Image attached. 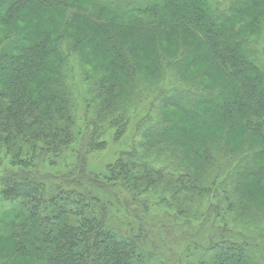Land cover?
Listing matches in <instances>:
<instances>
[{
  "label": "trees",
  "instance_id": "obj_1",
  "mask_svg": "<svg viewBox=\"0 0 264 264\" xmlns=\"http://www.w3.org/2000/svg\"><path fill=\"white\" fill-rule=\"evenodd\" d=\"M246 1L222 13L212 0H0V25L7 23L9 33L0 41V158L10 167L1 178L9 209L0 220V264H174L153 230L149 228L150 236L129 222L124 228L116 226L111 206L94 195L95 185L104 184L123 193L128 206L138 208L143 195L163 181V172L155 171L137 151L121 154L101 178L87 171L85 163L86 156L106 147L104 135L113 124L117 137L128 125L125 105L140 88V56L154 73L181 52L182 71L206 62L202 76L222 79L217 94L212 90L198 99H167L163 112L172 108L176 117L147 136L145 151L171 149L181 156L187 171L174 178L178 190L209 194L216 180L209 189L200 185L212 174L205 176L214 165L212 149L226 147L230 134H239L253 155L246 168L233 171L224 182L232 183L233 195L246 203L255 200L256 191H264V69L250 56L243 36V30L263 16V0ZM51 11L59 22L54 28L49 27ZM27 13H32L29 28L13 23ZM39 23L44 31H39ZM65 37L83 50L101 38L102 54L89 52L86 59L100 77L97 100L88 106H93L92 112H86L87 117L94 115L84 127L78 124L64 82L60 42ZM166 42L180 52L173 57L175 49L169 50ZM151 46L154 57L147 56ZM170 65L174 62L166 67ZM180 114L200 133L181 135V122L187 119ZM104 120L108 124H102ZM81 146L84 153L78 152ZM238 151L237 146L232 149ZM69 157L75 158L74 165L61 170L60 161L66 163ZM223 194L226 209H231L230 196L226 190ZM220 212L215 221L221 227L212 224L219 237L187 248L181 262L264 264V232L254 244L228 236ZM139 224L144 225L142 220ZM195 252L199 257L191 261Z\"/></svg>",
  "mask_w": 264,
  "mask_h": 264
},
{
  "label": "rangeland",
  "instance_id": "obj_2",
  "mask_svg": "<svg viewBox=\"0 0 264 264\" xmlns=\"http://www.w3.org/2000/svg\"><path fill=\"white\" fill-rule=\"evenodd\" d=\"M115 1L129 4L140 3L138 2L139 0H112L113 4ZM212 2L220 12L226 13L233 6L235 7L237 3L240 5L247 1L212 0ZM261 8L263 16L257 19L260 21L259 25H257L258 21L256 20L257 22L255 21L243 30V36L244 38L247 37L246 48L250 56L260 68L264 69V0ZM45 11L48 12L50 9L46 8ZM32 13L16 17L13 23L16 25L20 22L22 28H29L32 22ZM68 16L71 17V14L68 13ZM55 17L53 13V17L49 23V27L51 28H54L59 23ZM38 25L42 24L39 23ZM7 30V23H2L0 25V41L9 34ZM44 30L45 27L40 26L39 31ZM96 39L92 45L88 48L86 47L87 49L84 48V50L80 47L74 48V41L70 37H65L60 42V53L65 60L63 65V71L65 72L64 82L75 102L80 127H84L85 123L90 122L88 118L93 117L94 114L92 113L87 117L86 112H92L93 106L89 108L88 106L97 100L95 97V84L100 77V71L87 65L88 62L86 60L89 52L93 53L97 50V53L102 54L100 50L101 38ZM166 44L169 50L175 49L171 52L174 57L179 50L173 43L166 42ZM147 49L151 51V53H147V56L154 57V48L151 46L147 47ZM183 56L184 53L180 52V58H177V60L174 59L172 61V58L166 59L163 70L159 69L154 73L151 72L153 66L150 63L146 65L143 62L144 57H139L141 69L137 79V86L140 88L139 90L136 89L134 93L135 98L125 105L128 125H123L125 128L122 130V134L117 137V127L115 128L113 124V127H110V130L104 135L103 140L106 147L85 157L87 160H85L87 171L99 178L105 175L107 167L115 162L121 154H131L135 151L138 152L139 158H146L148 161H151L155 171L159 170L163 172V181L155 184L145 194L143 193L144 195L141 200L146 203V206L144 203L138 204V208L132 205L128 206V202L123 199V193L119 190L114 191L102 183V185H95L94 195L102 201L108 202L109 206H111L112 220L116 226H120L121 224L123 226L126 222H129L135 226L136 230L137 228H142L150 236L152 234L148 230L149 228L153 230L154 234L160 238V246L163 247L166 254L175 258L174 264H186L188 262L186 260L181 262L183 252L187 248L194 249L201 242H206L211 236L219 237L220 234H217L218 229L212 225L216 222L215 217L218 211H221V223L225 226L227 230L226 235L228 236L234 235V238L237 240H247L254 244L257 240H260V235L264 232V191L260 190L259 193L254 188L257 194L255 200L252 202L249 200L246 203L244 202L245 200H239L237 196L233 195L232 183L228 184V181L224 182L233 171H241L246 168L253 155V149L245 148L244 141L242 142L243 137L239 134H230L226 147L223 148L222 145L221 148L212 149L214 154L212 162H214V165L211 171L205 172V176L209 173L212 174H209V177L205 180V185L203 183L200 185L203 188H208L216 180L215 185L210 188L209 194L206 191V193L203 191L202 194H196L198 191L178 190V185L175 184L174 178L185 173L187 169L185 163L182 162L181 156L177 155L176 151L168 149L166 151L163 150L164 152H160L159 154L152 149V153L145 151L150 141L147 136L160 131L162 126L167 124L166 119L170 120L176 117L175 113H173L176 111L172 108L166 111L167 114L165 111L163 112L162 106L167 99L173 100L189 95H193L198 99L201 96L205 97L207 92H211L212 90L217 94L215 91L218 89L217 83L222 79L220 78L219 80L217 76H202L203 70L207 66L206 62H200L197 67L189 72L182 71L179 61ZM168 62H174V65L166 67ZM1 88L0 85V90ZM180 115L182 120L187 119V122L184 121V124L183 121L181 122V125H183L181 129L184 130L183 133L181 132V135L188 136L191 133H200L193 131L191 126L187 125L190 123L188 117ZM108 121L104 120L102 124H108L106 123ZM122 127L119 129L120 131ZM214 134H217V132H214ZM236 146L239 151L232 152V149ZM77 149L80 153H84L85 151L84 146ZM74 162V157H69L66 163L65 161H60V169L64 170L63 168L66 165H74ZM9 168L7 160L0 158V220L9 209L8 203L4 201L1 194V178L6 169ZM99 178L97 179L99 180ZM219 184H222V186ZM224 190H226L231 202H233L231 209H226L228 203L224 199ZM241 201L247 204V206L244 207L243 203H239ZM217 206H219V209L213 211L212 209ZM255 206L256 210L254 209ZM174 215L177 219H175ZM170 219L171 221H175V223H169ZM141 220L144 224L143 227L139 224ZM218 225L221 227L217 221L215 226L218 227ZM11 245L13 246V244ZM201 245L204 246V244ZM198 253L201 252L199 251ZM198 253H194L191 261L199 257Z\"/></svg>",
  "mask_w": 264,
  "mask_h": 264
}]
</instances>
